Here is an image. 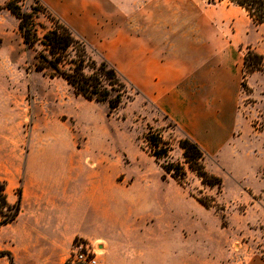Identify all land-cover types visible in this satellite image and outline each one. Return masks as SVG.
<instances>
[{"label":"rangeland","instance_id":"obj_1","mask_svg":"<svg viewBox=\"0 0 264 264\" xmlns=\"http://www.w3.org/2000/svg\"><path fill=\"white\" fill-rule=\"evenodd\" d=\"M7 1L0 0V129L8 143L22 147L24 154L23 175L13 190L6 193L7 201L18 202L19 212L23 207L38 209L44 206L41 202L48 195L46 189L58 194L65 186L68 193L78 194L87 186L92 193L91 182H106L113 175L117 185L110 193H114L118 217L112 231H97L110 243L105 264H131L127 243L134 238V232L130 233L128 228L146 223L153 231L136 235L144 246L151 240L154 247L155 241L164 236L162 228L166 223L175 228L198 224L208 229L215 242L229 244L233 254L257 253L264 257V71L248 75L243 88L241 67L238 93L242 118L233 136H243V146L253 149L242 151V160L233 164L239 174L234 175L223 166L213 141L201 135L199 139L207 154L205 167L222 179L221 191L202 185L188 170L181 186L149 154L144 136L151 127L170 142L172 151L167 161L176 163L182 162L177 142L187 134L131 83L138 94L132 101L124 99L122 106L110 112L106 102L87 101L62 78L49 77V70L36 71L35 52L23 44L18 20L3 9ZM125 1L134 4L136 14L151 16L153 24L161 15L178 13L191 17L195 13L194 0ZM198 1L211 5L207 0ZM18 4L24 12H31L32 7L42 11L45 8L65 23L43 0H20ZM34 22L40 35L52 26L40 11L36 12ZM73 31L89 44L94 59L106 58L85 39L78 25ZM241 51L244 57L247 50ZM223 78L225 84L229 82L230 77ZM224 91L227 90L221 88L222 94ZM192 194L212 197L216 205L206 209ZM57 205L65 204L57 201ZM94 215L97 216L89 210L88 217ZM91 226L89 223L88 231H93ZM14 229L11 223L0 227V252L10 251L12 264H64L75 241L82 238L76 237L69 249L61 247L60 255L55 256L50 248L42 255L25 254L15 239ZM184 232L185 236L192 234L188 228ZM85 240L99 249L98 264H102L105 244ZM0 264H9L8 257L0 258Z\"/></svg>","mask_w":264,"mask_h":264},{"label":"crops","instance_id":"obj_2","mask_svg":"<svg viewBox=\"0 0 264 264\" xmlns=\"http://www.w3.org/2000/svg\"><path fill=\"white\" fill-rule=\"evenodd\" d=\"M43 1L72 30L78 25L85 39L203 150L199 136H209L223 166L238 173L233 164L242 160V151L250 149L243 146V136H233L242 118L241 50L251 49L264 58V24H255L244 9L228 0L211 5L194 0L191 17L161 15L154 24L151 16L136 14L134 4L125 0ZM224 75L230 77L226 84ZM223 87L227 91L222 94ZM23 167V148L10 145L0 129V181L6 182L7 194L23 175ZM105 181L91 182L92 193L87 186L78 194L68 193L65 186L58 194L46 189L47 197L41 198L44 206L23 207L11 224L24 253L42 255L50 248L60 255L61 247L69 249L76 237H82L102 241L106 246L102 264L108 262L110 243L97 231L114 229L118 209L110 193L117 182L113 175ZM57 201L65 205L58 206ZM89 210L97 216L89 218ZM89 223L93 231L87 230ZM185 228L191 236H185ZM128 230L134 232L127 243L131 264H264L261 254H233L229 244L211 239L204 225L175 228L166 223L164 236L154 247L151 240L144 246L136 238L137 232L150 234L152 226L138 224Z\"/></svg>","mask_w":264,"mask_h":264},{"label":"trees","instance_id":"obj_3","mask_svg":"<svg viewBox=\"0 0 264 264\" xmlns=\"http://www.w3.org/2000/svg\"><path fill=\"white\" fill-rule=\"evenodd\" d=\"M35 1L38 2V0ZM219 1L221 0H207L211 4ZM228 1L244 9L255 24H264V0ZM19 2L20 0H9L3 5V9L18 20L17 29L23 44L35 52L34 68L36 71L49 70V77L62 78L75 93L87 101L106 102L110 112L122 106L124 99L132 101L133 96L138 94V91L106 58L94 59L89 44L58 17L45 8L42 11L32 7L31 12H24ZM38 11L46 14L52 24L51 28L41 35L34 22ZM262 71H264L263 56L247 49L242 62L241 86L245 88L248 75ZM144 138L149 154L155 158L159 167L179 185H184L188 170L200 179L202 185L215 188L218 192L221 191L222 179L207 171L204 164L207 155L201 146L190 137L182 135L178 140L177 145L182 152V162L176 163L167 161L172 151L171 143L165 141L151 127ZM161 179L165 180V176L162 175ZM192 196L206 209L216 205L212 197H196L193 194ZM5 210L8 213H4ZM18 213L19 203L10 204L7 201L6 183L0 181V227L13 222ZM4 256H7L9 264H12V256L8 251L0 252V257Z\"/></svg>","mask_w":264,"mask_h":264},{"label":"built area","instance_id":"obj_4","mask_svg":"<svg viewBox=\"0 0 264 264\" xmlns=\"http://www.w3.org/2000/svg\"><path fill=\"white\" fill-rule=\"evenodd\" d=\"M97 249L89 241L80 238L75 241L66 262L67 264H98Z\"/></svg>","mask_w":264,"mask_h":264}]
</instances>
